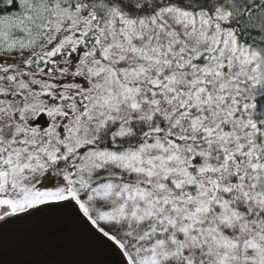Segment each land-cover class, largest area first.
<instances>
[{
  "label": "snow or ice",
  "instance_id": "1",
  "mask_svg": "<svg viewBox=\"0 0 264 264\" xmlns=\"http://www.w3.org/2000/svg\"><path fill=\"white\" fill-rule=\"evenodd\" d=\"M85 264H264V0H0V227Z\"/></svg>",
  "mask_w": 264,
  "mask_h": 264
},
{
  "label": "water",
  "instance_id": "2",
  "mask_svg": "<svg viewBox=\"0 0 264 264\" xmlns=\"http://www.w3.org/2000/svg\"><path fill=\"white\" fill-rule=\"evenodd\" d=\"M107 259L71 238L23 236L14 226L0 227V264H85Z\"/></svg>",
  "mask_w": 264,
  "mask_h": 264
}]
</instances>
